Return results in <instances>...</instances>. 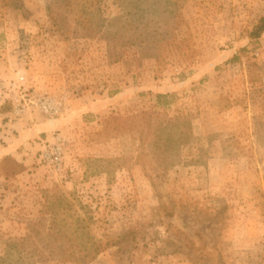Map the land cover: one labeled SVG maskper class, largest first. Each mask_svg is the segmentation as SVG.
<instances>
[{
    "label": "rangeland",
    "instance_id": "1",
    "mask_svg": "<svg viewBox=\"0 0 264 264\" xmlns=\"http://www.w3.org/2000/svg\"><path fill=\"white\" fill-rule=\"evenodd\" d=\"M263 13L264 0H0V79L23 73L62 103L0 108V264H65L53 254L86 239L98 255L75 264H264V34L249 36ZM26 117L53 124L17 145L4 125Z\"/></svg>",
    "mask_w": 264,
    "mask_h": 264
},
{
    "label": "built area",
    "instance_id": "2",
    "mask_svg": "<svg viewBox=\"0 0 264 264\" xmlns=\"http://www.w3.org/2000/svg\"><path fill=\"white\" fill-rule=\"evenodd\" d=\"M11 103L12 114L16 117L23 115L31 109L37 108L46 115L54 116L61 111V102H56L51 97H37L31 94L30 87L27 84L25 74L18 75L15 81L8 83L0 79V108ZM55 145L51 154L44 151L43 158L52 165H60L63 159L62 138L60 135L56 137Z\"/></svg>",
    "mask_w": 264,
    "mask_h": 264
},
{
    "label": "trees",
    "instance_id": "3",
    "mask_svg": "<svg viewBox=\"0 0 264 264\" xmlns=\"http://www.w3.org/2000/svg\"><path fill=\"white\" fill-rule=\"evenodd\" d=\"M70 3V2H69ZM264 34V13L263 15L260 16L259 20L257 21V23L255 24V26L253 27V29L251 30L249 36L251 39L252 43H256L258 44L262 35ZM168 94H158L157 95V104L160 106H168L169 102H168ZM154 115L153 113H146V117L148 118H152ZM16 164V163H15ZM13 166L15 167V165L13 164ZM60 203V202H58ZM58 203L56 201H52L50 200L46 206L47 210L50 212H57V207H58ZM59 233L54 232L52 233L51 237L53 236L54 238L58 237ZM91 245H95L94 249H96V252L92 251L90 249ZM98 247L96 245V243L93 240L90 239H86V241L82 242V248L80 250L79 253H75V252H69L67 250L63 251V252H58L57 254H53V256H57L59 258V262L62 263H72L75 264L76 262L79 263V261H86V260H90L95 258L98 255Z\"/></svg>",
    "mask_w": 264,
    "mask_h": 264
},
{
    "label": "crops",
    "instance_id": "4",
    "mask_svg": "<svg viewBox=\"0 0 264 264\" xmlns=\"http://www.w3.org/2000/svg\"><path fill=\"white\" fill-rule=\"evenodd\" d=\"M37 119V120H36ZM53 123L49 122H39V118H20L18 121H12L10 123H7L4 125V132H9L10 130H16V132H19V134L16 136V139H12L10 137L11 141H14L17 145H22L24 143H28L31 137H39L44 132H47L51 129ZM8 127V128H6ZM8 150V148L6 149Z\"/></svg>",
    "mask_w": 264,
    "mask_h": 264
}]
</instances>
